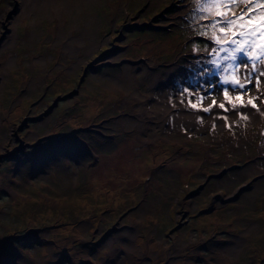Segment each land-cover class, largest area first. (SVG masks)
<instances>
[{"label": "rangeland", "instance_id": "374dc122", "mask_svg": "<svg viewBox=\"0 0 264 264\" xmlns=\"http://www.w3.org/2000/svg\"><path fill=\"white\" fill-rule=\"evenodd\" d=\"M184 8L0 0L8 264H264V117L246 109L256 120L231 130L156 119L157 106L180 107L172 90L194 35Z\"/></svg>", "mask_w": 264, "mask_h": 264}, {"label": "snow or ice", "instance_id": "6c2138e0", "mask_svg": "<svg viewBox=\"0 0 264 264\" xmlns=\"http://www.w3.org/2000/svg\"><path fill=\"white\" fill-rule=\"evenodd\" d=\"M181 11L188 12L183 23L190 25L194 39L173 96L196 113L219 109L214 116L229 130L249 120L246 109L264 117L259 107L264 103V0H191V8ZM253 88L256 94L249 95ZM208 99L211 103L205 105ZM229 113L236 119L230 120ZM203 118L197 115L199 121ZM12 243L0 241V264H8L5 248Z\"/></svg>", "mask_w": 264, "mask_h": 264}, {"label": "bare ground", "instance_id": "6f19581e", "mask_svg": "<svg viewBox=\"0 0 264 264\" xmlns=\"http://www.w3.org/2000/svg\"><path fill=\"white\" fill-rule=\"evenodd\" d=\"M33 2V1H32ZM45 5V4H44ZM32 6V5H31ZM30 6V7H31ZM48 6V5H47ZM51 7V6H50ZM73 7V6H72ZM52 10V9H51ZM24 13V12H23ZM60 13V12H59ZM55 15V14H54ZM62 19V18H61ZM173 67H175V66H173ZM173 67L172 68H169V70H168V73L167 74H174V72L173 73H171L172 72V70H173ZM145 72V71H144ZM152 79V78H151ZM129 80V79H128ZM162 80V79H161ZM166 80H167V76H166ZM133 81V80H132ZM158 81V80H157ZM152 82H154V84L156 83V80L155 79H152ZM129 83V82H128ZM145 99V98H144ZM143 99V100H144ZM139 100V99H138ZM167 101H168V99H167ZM166 101V102H167ZM169 101H170V99H169ZM177 103H179V100H178V102ZM143 105V104H142ZM141 104H140V112L141 111H145V108L142 106ZM146 105V104H145ZM164 105V104H163ZM170 105V104H169ZM178 106H180V107H177L178 109H175V107L174 106H170L169 108H166L167 107V105L166 106H164V108L162 107V106H157L156 107V113H157V115L158 116H156V119H158V120H160V121H162V123L161 124H164L165 122H167L166 124L168 125V126H170V127H172L173 125L174 126H176L177 124H180V123H185L186 125H189V126H191V127H195V128H197V129H200V128H202L204 125H206L207 123H213V122H216V124H218L220 121H221V119H219V118H216L215 116H214V114H211V115H209L208 117H206L205 115H204V113H196L195 111H192V110H190L189 108H187L185 105H181L180 103H179V105ZM146 107V106H145ZM217 109V108H216ZM154 111V110H153ZM164 111H166L167 113L165 114L164 113ZM215 111V110H214ZM213 111V112H214ZM247 111V110H246ZM249 111H250V109H249ZM248 111V112H249ZM142 113V112H141ZM152 113V112H151ZM229 114H231V113H229ZM197 115H200V116H203L204 118H203V122H201V121H199L198 119H197ZM212 116H214V119H211V117ZM232 117H234V116H232V115H229V119L230 120H232ZM257 116H250V113H249V120H248V122L250 123V122H252L253 120H256L255 118H256ZM135 118H139V121L136 119L135 120V122L134 121H131V124H136L138 127H139V129L141 130V132L143 133V131H144V129H146V128H148L150 125L148 124V123H146L145 122V117L143 116V115H138V116H136ZM235 119V118H234ZM233 119V120H234ZM134 120V119H133ZM223 122V125H225L224 124V121H222ZM221 122V123H222ZM159 124H160V122H159ZM176 124V125H175ZM162 132V130L160 129V130H158V133H156L154 136H160V133Z\"/></svg>", "mask_w": 264, "mask_h": 264}, {"label": "trees", "instance_id": "16d2710c", "mask_svg": "<svg viewBox=\"0 0 264 264\" xmlns=\"http://www.w3.org/2000/svg\"><path fill=\"white\" fill-rule=\"evenodd\" d=\"M36 153H38V155H43V150H38V151L35 150V155L34 156L38 159L39 156H37ZM9 251H10V249L8 250V253H9Z\"/></svg>", "mask_w": 264, "mask_h": 264}, {"label": "water", "instance_id": "95a60500", "mask_svg": "<svg viewBox=\"0 0 264 264\" xmlns=\"http://www.w3.org/2000/svg\"><path fill=\"white\" fill-rule=\"evenodd\" d=\"M59 100H61V99H59Z\"/></svg>", "mask_w": 264, "mask_h": 264}]
</instances>
